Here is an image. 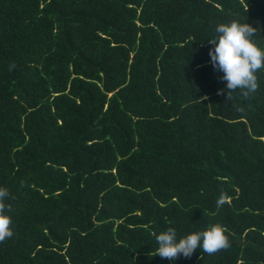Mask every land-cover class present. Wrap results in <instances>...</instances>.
<instances>
[{
    "label": "trees",
    "instance_id": "1",
    "mask_svg": "<svg viewBox=\"0 0 264 264\" xmlns=\"http://www.w3.org/2000/svg\"><path fill=\"white\" fill-rule=\"evenodd\" d=\"M232 20L264 47V0H0V264H264V71L229 101L208 55ZM215 224L227 250L156 256Z\"/></svg>",
    "mask_w": 264,
    "mask_h": 264
},
{
    "label": "clouds",
    "instance_id": "2",
    "mask_svg": "<svg viewBox=\"0 0 264 264\" xmlns=\"http://www.w3.org/2000/svg\"><path fill=\"white\" fill-rule=\"evenodd\" d=\"M214 30L217 35L208 41L214 48L209 50L208 55L213 69L222 72L220 79L226 82V89L218 90L217 95L226 92V100L232 101L233 93L240 90L241 96L249 99L259 88L256 73L264 71V47L255 39L261 35L260 29L245 22L232 20L217 24ZM13 67L14 65H10L9 70ZM236 110L244 112L243 107H236ZM9 196V191L0 187V243L13 236L12 219L5 214L11 211V205L5 203ZM227 200V194L221 192L217 206H222ZM225 231L220 224H215L206 230L193 232L178 239L176 230L169 227L159 234L153 233L158 245L156 256L174 261L181 256L191 258L197 249L214 255L230 247V240Z\"/></svg>",
    "mask_w": 264,
    "mask_h": 264
}]
</instances>
